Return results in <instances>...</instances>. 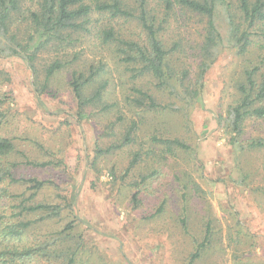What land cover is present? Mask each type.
<instances>
[{"label":"trees","instance_id":"1","mask_svg":"<svg viewBox=\"0 0 264 264\" xmlns=\"http://www.w3.org/2000/svg\"><path fill=\"white\" fill-rule=\"evenodd\" d=\"M218 12L227 36L218 28ZM193 17L204 22L198 40L189 38ZM225 38L240 55L258 45L264 62V0H0V56L26 63L36 96L55 99L67 90L69 114L77 122L86 118L100 124L90 153L84 154V169L96 179L107 171L109 187L135 215L133 236L140 248L159 246L158 256L148 253L155 264H219L217 257L230 246L209 208L191 207L205 191L182 165L197 159L195 144L184 133L204 74ZM81 39L88 42L87 50ZM261 70L260 65L244 69L236 102L225 117L217 116L238 150L264 148L262 137L240 142L246 120H264ZM9 76L0 69V264H78L82 243L75 228L83 221L74 213L77 191L63 192L56 179L65 156L61 148H47L39 135L15 125L14 98L3 89ZM166 114L184 122L177 128ZM43 126L56 130L63 125ZM113 153H121L122 161L101 167ZM53 189L50 198L40 194ZM36 217L65 222L50 237L24 242ZM238 235H227L234 241L232 264H264L263 256H244L243 244L234 238ZM72 238L75 243L65 242Z\"/></svg>","mask_w":264,"mask_h":264},{"label":"rangeland","instance_id":"2","mask_svg":"<svg viewBox=\"0 0 264 264\" xmlns=\"http://www.w3.org/2000/svg\"><path fill=\"white\" fill-rule=\"evenodd\" d=\"M215 20L220 32L227 36L224 16L218 12ZM193 21L196 24L191 25L189 38L198 40L197 29L200 31L204 22L197 17H193ZM87 44L83 40L81 46L87 50ZM249 48L250 52L237 54L234 45L224 39L214 62L204 74L202 93L196 105L190 109V124L184 133V138L195 144L197 159L190 162L184 160L182 165H186L205 191L203 198H197L190 205L192 207L200 203V207H208L219 219L224 243H230L228 250L217 257L219 264H232L234 241L229 240V232L239 234L234 238L243 244L241 248L245 251V257L264 258V193L259 195L254 190L250 192L252 188L264 189V148L238 150L231 144V134L223 121L220 124L217 122V116L225 117L227 108L236 102L237 84L243 79L244 69L260 65L264 72L262 52L258 45ZM0 69L10 75L11 80L3 89L14 98L13 107L18 111L15 125L27 135H39L45 147L55 151L61 148L65 156V167H57L56 179L64 189L63 192L66 193V189L69 192L70 189L72 192L77 191L74 196V213L83 221L81 226L75 228L76 233L81 234L79 239L82 243V249L76 257L78 264H155V261L151 262L148 253L158 256L159 246L146 245V250L140 248L133 236L135 215L130 213L126 200L116 188L109 187L107 171L103 169L102 175L96 179L94 173L84 169V154L90 153L100 124L86 118L77 122L69 114L72 101L67 90L59 92L55 99L46 95L36 96L31 71L21 58L0 56ZM159 96L163 99L161 94ZM170 115L166 117H171V123L177 128L184 122L181 116ZM58 124L63 126H58L56 130L43 126L55 127ZM244 130L240 137L242 144L247 137L264 139V120L248 119ZM121 156V153L108 155V161L101 163V167L115 160L122 161ZM75 159L79 162V168ZM200 163L203 166L198 168ZM60 179L68 180V184L64 185ZM92 180L95 184L91 187ZM54 193V189L40 191L43 197L48 198ZM229 209L237 214L233 215ZM237 217L250 235L236 225ZM55 219L58 218L36 217L35 223L23 234V241L43 240L45 236L54 235L65 222ZM65 242L71 245L75 240L72 238ZM250 244L253 245L250 247ZM100 251L104 260L100 258ZM160 256L162 260L164 256Z\"/></svg>","mask_w":264,"mask_h":264}]
</instances>
